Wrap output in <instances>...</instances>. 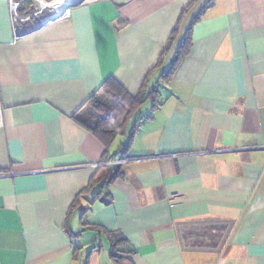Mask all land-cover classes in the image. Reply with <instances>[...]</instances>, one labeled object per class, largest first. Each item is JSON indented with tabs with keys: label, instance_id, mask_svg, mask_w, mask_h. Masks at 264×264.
Returning <instances> with one entry per match:
<instances>
[{
	"label": "crops",
	"instance_id": "1",
	"mask_svg": "<svg viewBox=\"0 0 264 264\" xmlns=\"http://www.w3.org/2000/svg\"><path fill=\"white\" fill-rule=\"evenodd\" d=\"M67 12L16 39L0 0V264H114L107 231L121 264H264V0ZM151 70V107L108 148L80 122L91 97L114 101L110 77L135 95ZM107 165L121 172L94 199Z\"/></svg>",
	"mask_w": 264,
	"mask_h": 264
},
{
	"label": "trees",
	"instance_id": "2",
	"mask_svg": "<svg viewBox=\"0 0 264 264\" xmlns=\"http://www.w3.org/2000/svg\"><path fill=\"white\" fill-rule=\"evenodd\" d=\"M26 3L25 0L21 1L19 12L22 16H27L33 12V8L27 7ZM205 8H207V6ZM203 13L204 10H202L193 18L192 25H194L201 18ZM35 28L36 25L22 26L21 33L32 31ZM191 33L192 26L189 28L184 39H182L177 49L176 57L172 60L170 66L161 72V77L164 80L171 78L180 61L188 54L192 45ZM152 71L153 70L148 73L140 90L135 95L129 94L124 90L120 83H118L114 78L110 77L105 81L104 85L110 89V92L115 98L114 101L101 99L95 95L91 97L90 102L92 106V112L88 117L80 119V122L93 131L108 148L114 143L115 139L119 135L126 134V130L129 126V123L134 118L136 110L141 108V106L149 98H155L157 85L150 87L148 83L149 76ZM135 131L136 127L134 126L132 132L130 133V138L125 150L129 148L131 140L135 135ZM114 159H116V157ZM100 171L101 169H99L93 176L92 181L86 188V192L94 191V199L106 200L105 194L108 193L107 189L113 180L120 174L121 169L119 167L115 168L113 166L107 165V167H105L102 172ZM78 205L79 198L75 200L71 208H75ZM83 224L84 226L88 227L87 222H84ZM106 234L111 242L110 254L112 260L114 261V264H121V259L126 256L125 251L120 248V244L122 241H124V237L121 233L115 231H107Z\"/></svg>",
	"mask_w": 264,
	"mask_h": 264
},
{
	"label": "rangeland",
	"instance_id": "3",
	"mask_svg": "<svg viewBox=\"0 0 264 264\" xmlns=\"http://www.w3.org/2000/svg\"><path fill=\"white\" fill-rule=\"evenodd\" d=\"M47 3H53L55 2L56 0H46ZM27 2V3H26ZM25 3L27 4V7H30V8H33V12L28 14L27 16L30 18L24 22H21V26H34V25H40V23L42 22V20L48 18L49 16L53 15L56 11L54 9V7L52 6H43L38 0H25ZM21 5V3H20ZM37 11V13H36ZM22 28V27H21ZM110 100V99H109ZM112 101V100H111ZM152 101L151 100H148L145 102L144 106H142L141 110L144 111L145 108L148 106V107H151L152 105ZM125 141V136H119L116 140V142L114 143V148H118V146L120 145V143L124 142Z\"/></svg>",
	"mask_w": 264,
	"mask_h": 264
},
{
	"label": "built area",
	"instance_id": "4",
	"mask_svg": "<svg viewBox=\"0 0 264 264\" xmlns=\"http://www.w3.org/2000/svg\"><path fill=\"white\" fill-rule=\"evenodd\" d=\"M22 0H9V8H10V12H11V16H12V22H13V28H14V33H15V38L17 39L21 32H22V26H21V22H24L26 20H28L30 18V16H22L19 12L20 9V3ZM84 2V1H82ZM68 11V10H67ZM65 12V14L63 16H65L68 12ZM37 13V11H36ZM45 20V19H44ZM41 23H43V21ZM40 23V25H41ZM39 26V24L37 25ZM0 114H1V110H0Z\"/></svg>",
	"mask_w": 264,
	"mask_h": 264
},
{
	"label": "bare ground",
	"instance_id": "5",
	"mask_svg": "<svg viewBox=\"0 0 264 264\" xmlns=\"http://www.w3.org/2000/svg\"><path fill=\"white\" fill-rule=\"evenodd\" d=\"M38 1L45 7H47L49 5L54 7L56 12L53 15H51L53 17V16H56L57 14L61 13L62 11H64L67 8V6L70 5L71 3L75 2V1H79V0H56L55 2L50 3V4L47 3L46 0H38ZM83 1H85V0H83Z\"/></svg>",
	"mask_w": 264,
	"mask_h": 264
},
{
	"label": "water",
	"instance_id": "6",
	"mask_svg": "<svg viewBox=\"0 0 264 264\" xmlns=\"http://www.w3.org/2000/svg\"><path fill=\"white\" fill-rule=\"evenodd\" d=\"M82 1H83V0H79V1H75V2L71 3V4L68 5L67 8H66L64 11H62L61 13L57 14L56 16H53V17H52V16H49L48 18H46V19L43 21L42 24L48 23V22H50V21H53V20H56V19L62 17V16L65 14V12H66L69 8H71V7L74 6V5H77V4L81 3Z\"/></svg>",
	"mask_w": 264,
	"mask_h": 264
},
{
	"label": "flooded vegetation",
	"instance_id": "7",
	"mask_svg": "<svg viewBox=\"0 0 264 264\" xmlns=\"http://www.w3.org/2000/svg\"><path fill=\"white\" fill-rule=\"evenodd\" d=\"M41 25H42V23H41Z\"/></svg>",
	"mask_w": 264,
	"mask_h": 264
}]
</instances>
